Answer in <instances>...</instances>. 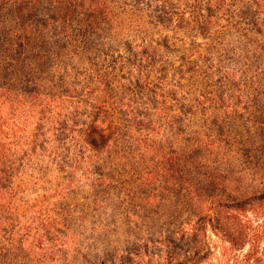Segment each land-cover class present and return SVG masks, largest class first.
<instances>
[{
  "label": "rangeland",
  "instance_id": "374dc122",
  "mask_svg": "<svg viewBox=\"0 0 264 264\" xmlns=\"http://www.w3.org/2000/svg\"><path fill=\"white\" fill-rule=\"evenodd\" d=\"M67 4L75 12L94 6L88 26L109 33L99 41L106 58L97 72L114 71L115 82L128 84L137 67L151 81L164 77V93L128 90L130 106H149L145 122L137 121L149 132L142 128L135 139H145L124 143V152L112 147L88 159L103 171L100 186L67 191L55 170L19 184V213L0 222V237L8 241L15 224H25L34 237L20 230L15 238L47 258L10 264H264V197L236 205L264 192V87L257 84L264 74L256 75L264 33L247 26L264 19V0H40L33 11L56 14L58 28L67 26L60 18ZM76 50L62 61L70 72L88 67ZM154 101L184 112L180 126L154 114ZM218 200L227 202L225 213L199 223L215 215Z\"/></svg>",
  "mask_w": 264,
  "mask_h": 264
},
{
  "label": "trees",
  "instance_id": "16d2710c",
  "mask_svg": "<svg viewBox=\"0 0 264 264\" xmlns=\"http://www.w3.org/2000/svg\"><path fill=\"white\" fill-rule=\"evenodd\" d=\"M39 3L40 0H0V222L18 215L15 202L19 184L43 181L51 170H55L62 180L67 179L63 185L61 181L57 183L67 191L76 189L75 185L92 189L100 186L103 171L88 159L95 158L103 149L112 150V147L113 152H124L127 149L124 143L144 140L145 137H135H142V128L149 129L137 122H145L149 106H130L126 98L128 90L137 89V96L142 93L141 89L157 91L159 97L164 93V77L158 76V82L151 81L137 67L134 68L136 73L138 71L135 80L128 84L115 82L114 71L97 72L93 68L102 66L106 54H100L104 47L99 48V41L109 36L99 27L88 26V21L97 12L94 6L85 9L80 5L81 10L75 12L67 4L60 16L67 26L55 28L51 23L56 21V14L33 11ZM79 12L80 16L77 15ZM247 26L255 34L264 33L263 18H250ZM74 50L82 53L88 67L70 72L62 61ZM249 62L255 63L256 59L250 58ZM238 71L239 74L243 72ZM263 74L264 68H257L256 75ZM227 75H223L221 85L224 79L229 80ZM246 82L250 83L247 79ZM244 84L237 89H242ZM257 84L264 87V76ZM170 97L176 99L175 94ZM245 98L248 103L254 102L248 96ZM152 103L154 114H159L160 119L168 118L169 122L180 126L184 112L167 106L166 101ZM205 113V116L209 114ZM218 121V118H210L221 136L226 130ZM137 125L138 132L134 130ZM22 175L27 181L20 178ZM228 176L224 173L223 177ZM197 195L201 194L198 192ZM260 197H264V192L236 202V205L245 207L252 199ZM216 204L213 207L215 215L201 216L199 223L207 218L216 222V215L228 209L227 202L218 200ZM40 225L41 229L45 226L44 223ZM20 230H25V224H15L8 241L5 236L0 237V264L17 260L24 263L27 259L43 262L47 258V252L37 257L32 251L33 243L23 247L25 237L17 241L15 232ZM30 235L26 229L24 236ZM10 252L13 259L7 257Z\"/></svg>",
  "mask_w": 264,
  "mask_h": 264
}]
</instances>
